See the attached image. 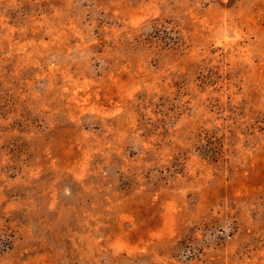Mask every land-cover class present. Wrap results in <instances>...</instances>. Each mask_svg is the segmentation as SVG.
<instances>
[{
  "label": "rangeland",
  "instance_id": "1",
  "mask_svg": "<svg viewBox=\"0 0 264 264\" xmlns=\"http://www.w3.org/2000/svg\"><path fill=\"white\" fill-rule=\"evenodd\" d=\"M0 264H264V0H0Z\"/></svg>",
  "mask_w": 264,
  "mask_h": 264
}]
</instances>
